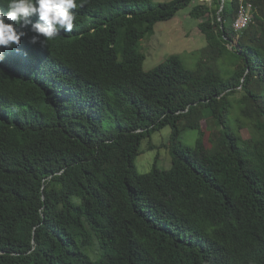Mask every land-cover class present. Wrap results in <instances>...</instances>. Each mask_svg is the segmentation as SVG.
<instances>
[{
    "label": "trees",
    "instance_id": "16d2710c",
    "mask_svg": "<svg viewBox=\"0 0 264 264\" xmlns=\"http://www.w3.org/2000/svg\"><path fill=\"white\" fill-rule=\"evenodd\" d=\"M77 3L37 80L0 65V264H264V0L243 32L239 0L194 6L195 67L149 72L140 43L193 0ZM167 127L170 168L140 173Z\"/></svg>",
    "mask_w": 264,
    "mask_h": 264
},
{
    "label": "clouds",
    "instance_id": "9594fccd",
    "mask_svg": "<svg viewBox=\"0 0 264 264\" xmlns=\"http://www.w3.org/2000/svg\"><path fill=\"white\" fill-rule=\"evenodd\" d=\"M83 6L77 0H0V65L36 79L31 66L43 68V48L60 32H72L73 10Z\"/></svg>",
    "mask_w": 264,
    "mask_h": 264
},
{
    "label": "rangeland",
    "instance_id": "374dc122",
    "mask_svg": "<svg viewBox=\"0 0 264 264\" xmlns=\"http://www.w3.org/2000/svg\"><path fill=\"white\" fill-rule=\"evenodd\" d=\"M154 1L164 3L172 0ZM205 1L208 0H193V4L179 11L174 19L158 23L154 28V34L140 43L141 51L146 57L143 66L146 72L152 71L172 55H182L187 68L195 67L194 52L207 46L206 38L199 30V23L206 20L207 17L196 20L191 17L190 13L194 6ZM205 126L206 123L203 122V127ZM171 131L169 127L164 128L142 142V154L136 161L140 173H148L157 157L160 158L162 166L170 168L169 140ZM242 134L245 138L248 137L247 130H242ZM198 137L197 131L187 130L182 134L181 141L184 145L193 147ZM150 146H153L154 149H150Z\"/></svg>",
    "mask_w": 264,
    "mask_h": 264
},
{
    "label": "built area",
    "instance_id": "2783aa9c",
    "mask_svg": "<svg viewBox=\"0 0 264 264\" xmlns=\"http://www.w3.org/2000/svg\"><path fill=\"white\" fill-rule=\"evenodd\" d=\"M243 16L237 17L240 27L245 21H251V16H253V11H255L253 0H241Z\"/></svg>",
    "mask_w": 264,
    "mask_h": 264
},
{
    "label": "bare ground",
    "instance_id": "6f19581e",
    "mask_svg": "<svg viewBox=\"0 0 264 264\" xmlns=\"http://www.w3.org/2000/svg\"><path fill=\"white\" fill-rule=\"evenodd\" d=\"M205 2H212L211 1H205ZM237 17H242L243 16V9H242V3H241V0H239V10L237 12ZM236 17V18H237ZM234 20V23H233V27L234 29L236 30V32H243L244 30H246L250 24L254 21V18H255V11H253V16H251V21H245L244 24L240 27V24L238 22V19Z\"/></svg>",
    "mask_w": 264,
    "mask_h": 264
},
{
    "label": "water",
    "instance_id": "95a60500",
    "mask_svg": "<svg viewBox=\"0 0 264 264\" xmlns=\"http://www.w3.org/2000/svg\"><path fill=\"white\" fill-rule=\"evenodd\" d=\"M221 11V10H220Z\"/></svg>",
    "mask_w": 264,
    "mask_h": 264
}]
</instances>
